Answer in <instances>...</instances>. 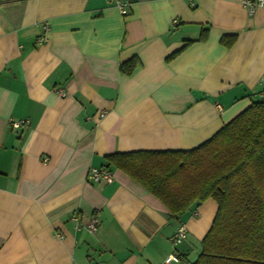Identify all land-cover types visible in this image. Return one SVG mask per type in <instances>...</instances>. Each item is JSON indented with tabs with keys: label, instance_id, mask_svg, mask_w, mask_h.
<instances>
[{
	"label": "crops",
	"instance_id": "crops-1",
	"mask_svg": "<svg viewBox=\"0 0 264 264\" xmlns=\"http://www.w3.org/2000/svg\"><path fill=\"white\" fill-rule=\"evenodd\" d=\"M132 56L134 71L120 72ZM262 97L264 6L0 0V264L193 261L214 200L169 217L121 170L110 166L108 183L87 172L115 152L196 147Z\"/></svg>",
	"mask_w": 264,
	"mask_h": 264
},
{
	"label": "trees",
	"instance_id": "trees-1",
	"mask_svg": "<svg viewBox=\"0 0 264 264\" xmlns=\"http://www.w3.org/2000/svg\"><path fill=\"white\" fill-rule=\"evenodd\" d=\"M234 40L221 38L226 45ZM139 63L132 56L119 70L129 75ZM104 165L140 184L169 217L183 215L195 202L215 201L211 225L188 264H264V97L196 147L115 152Z\"/></svg>",
	"mask_w": 264,
	"mask_h": 264
},
{
	"label": "built area",
	"instance_id": "built-area-1",
	"mask_svg": "<svg viewBox=\"0 0 264 264\" xmlns=\"http://www.w3.org/2000/svg\"><path fill=\"white\" fill-rule=\"evenodd\" d=\"M242 4L244 8L247 10L249 14L253 13L255 8L264 6V0H242ZM124 4L119 5V7L122 9ZM123 11V10H122ZM104 112L99 111L98 116H103ZM25 120H12L10 122V125L13 128H20L21 126L25 125ZM87 179L92 182H98L100 180H105L107 183L112 182L113 175L110 167L102 165L100 167H91L89 168L87 175ZM72 220L77 224V226H81L79 217L77 215L72 216ZM99 224V218L97 216H92L89 222L87 223L86 227L89 231L95 232L97 229V226ZM186 236L185 227L179 226L176 230V232L172 236V241L174 243L180 242L184 237ZM166 262H163L165 264Z\"/></svg>",
	"mask_w": 264,
	"mask_h": 264
}]
</instances>
